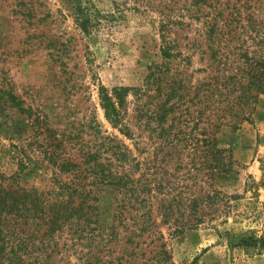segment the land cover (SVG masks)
Returning <instances> with one entry per match:
<instances>
[{"label": "rangeland", "instance_id": "obj_1", "mask_svg": "<svg viewBox=\"0 0 264 264\" xmlns=\"http://www.w3.org/2000/svg\"><path fill=\"white\" fill-rule=\"evenodd\" d=\"M89 2L98 20L92 32L85 34L68 0H0V183L15 174L23 177L22 183L50 186L58 171L55 160L82 149L86 123L96 115L102 128L137 156L140 169L135 176L145 172V176L170 179L165 188L170 191L168 201L177 204L172 197L182 191V222L199 221L181 233H174L169 222L163 225L174 264H264V252L248 253L234 245L251 230L261 233L264 229V92L249 120L234 131L224 128L219 133L235 159L226 174L212 177L205 164L212 157L211 142L195 140V149L182 147V106L168 136L177 147L160 148L164 141L150 129L138 135L141 129L134 125L137 111L132 95L124 123L131 119L136 133L132 138L125 136L105 118L99 85L142 86L150 65L162 61L161 48L168 41L192 56L189 71L194 78H202L207 71L197 70L207 63L203 47L189 42L199 35L202 23L191 15L189 0ZM257 15L253 8L244 10L246 22ZM233 16H229L232 30L239 33L236 11ZM255 31L250 26L240 37ZM154 188L161 189L158 184ZM101 196L103 222L109 224L113 194L106 189ZM189 197H200L194 209H185ZM88 241L72 240L76 244L66 257L69 264L83 263L81 248L88 246L82 243Z\"/></svg>", "mask_w": 264, "mask_h": 264}, {"label": "trees", "instance_id": "obj_2", "mask_svg": "<svg viewBox=\"0 0 264 264\" xmlns=\"http://www.w3.org/2000/svg\"><path fill=\"white\" fill-rule=\"evenodd\" d=\"M68 2L76 24L85 34L91 33L98 20L89 7L94 4L89 0ZM263 2L189 0L191 15L202 23L199 35L189 42L203 47L207 63L197 71L207 73L194 78L189 71L192 56L168 41L161 48L162 61L150 65L142 86L99 85L107 121L130 138L137 124L140 136L145 129L156 131L164 141L160 148H175L177 142L168 136L182 106V147L195 149L199 141L211 142L212 157L205 161L211 176L228 173L235 159L219 133L224 128L234 131L249 120L264 92V32L259 31L262 23L258 17ZM247 8L258 15L246 22ZM234 11L239 33L232 30L229 19ZM250 26L256 28L255 33L242 39L240 35ZM130 95L136 99L133 127L131 119L124 123ZM85 130L86 148L83 145L77 153L55 160L58 171L50 186L22 183L23 177L15 174L0 183V264H69L66 257L76 244L72 240L83 238L89 241L82 243L88 246L81 248L82 264H174L163 225L169 222L174 233H181L199 222L189 218L182 222V191L172 197L177 203L172 204L170 191L165 189L170 179L145 176V172L135 176L140 169L137 156L124 141L104 130L96 115L88 119ZM157 184L159 192L154 188ZM106 189L114 201L109 224L103 222L101 209ZM199 199L187 198L185 209L197 207ZM234 245L248 253L264 252V229L261 233L251 230Z\"/></svg>", "mask_w": 264, "mask_h": 264}]
</instances>
